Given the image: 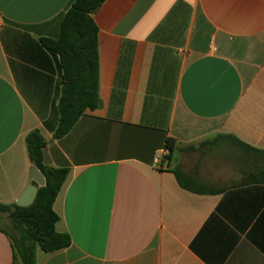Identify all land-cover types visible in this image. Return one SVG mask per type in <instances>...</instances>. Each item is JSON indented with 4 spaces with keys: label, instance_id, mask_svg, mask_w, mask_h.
<instances>
[{
    "label": "crops",
    "instance_id": "0c3cea01",
    "mask_svg": "<svg viewBox=\"0 0 264 264\" xmlns=\"http://www.w3.org/2000/svg\"><path fill=\"white\" fill-rule=\"evenodd\" d=\"M72 1L0 0V203L34 184L32 131L68 170L70 246L36 264H264V0H106L97 107L56 139L63 73L42 39Z\"/></svg>",
    "mask_w": 264,
    "mask_h": 264
},
{
    "label": "trees",
    "instance_id": "16d2710c",
    "mask_svg": "<svg viewBox=\"0 0 264 264\" xmlns=\"http://www.w3.org/2000/svg\"><path fill=\"white\" fill-rule=\"evenodd\" d=\"M106 0H73L63 15L60 36L57 40L42 39V44L59 57L63 73V91L60 100V123L55 138L65 136L82 112L97 107L98 82V27L93 15ZM173 142V141H172ZM167 147L173 151V144ZM26 146L32 164L45 178V186L38 188L34 202L29 207L6 206L13 222V232H4L10 239L14 264H36L38 249L52 253L70 246V238L55 230L59 217L53 210L68 174L67 169H57L43 163L46 142L38 130L26 137ZM264 153V152H263ZM184 188L190 189L186 184Z\"/></svg>",
    "mask_w": 264,
    "mask_h": 264
},
{
    "label": "water",
    "instance_id": "95a60500",
    "mask_svg": "<svg viewBox=\"0 0 264 264\" xmlns=\"http://www.w3.org/2000/svg\"><path fill=\"white\" fill-rule=\"evenodd\" d=\"M43 163L46 166H50L52 164L47 148L43 151ZM31 179L34 184L30 185L24 195L16 202V205L19 207H29L32 205L37 195L38 188L45 186V178L35 166L31 169Z\"/></svg>",
    "mask_w": 264,
    "mask_h": 264
},
{
    "label": "rangeland",
    "instance_id": "374dc122",
    "mask_svg": "<svg viewBox=\"0 0 264 264\" xmlns=\"http://www.w3.org/2000/svg\"><path fill=\"white\" fill-rule=\"evenodd\" d=\"M255 159L257 160V162L258 160L263 161L262 162L263 172L260 176L259 174H257L255 179L264 182V154L263 155L255 154ZM0 227L8 232H13V222L10 216H8L7 213L1 211H0Z\"/></svg>",
    "mask_w": 264,
    "mask_h": 264
},
{
    "label": "built area",
    "instance_id": "2783aa9c",
    "mask_svg": "<svg viewBox=\"0 0 264 264\" xmlns=\"http://www.w3.org/2000/svg\"><path fill=\"white\" fill-rule=\"evenodd\" d=\"M166 152H167V151H166ZM163 154H164V153H163ZM163 154H162V155H163ZM161 158H162V156H158V161H159Z\"/></svg>",
    "mask_w": 264,
    "mask_h": 264
}]
</instances>
